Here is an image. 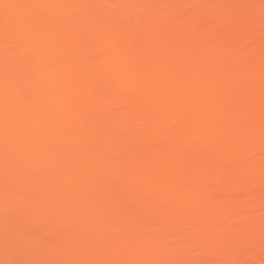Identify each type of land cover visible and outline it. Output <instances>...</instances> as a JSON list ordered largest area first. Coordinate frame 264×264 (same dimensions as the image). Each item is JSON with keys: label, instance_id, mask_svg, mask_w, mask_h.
I'll list each match as a JSON object with an SVG mask.
<instances>
[{"label": "rangeland", "instance_id": "obj_1", "mask_svg": "<svg viewBox=\"0 0 264 264\" xmlns=\"http://www.w3.org/2000/svg\"><path fill=\"white\" fill-rule=\"evenodd\" d=\"M0 264H264V0H0Z\"/></svg>", "mask_w": 264, "mask_h": 264}]
</instances>
